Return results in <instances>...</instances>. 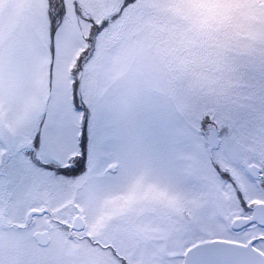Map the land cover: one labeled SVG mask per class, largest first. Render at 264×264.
I'll return each instance as SVG.
<instances>
[{
  "label": "snow or ice",
  "instance_id": "obj_1",
  "mask_svg": "<svg viewBox=\"0 0 264 264\" xmlns=\"http://www.w3.org/2000/svg\"><path fill=\"white\" fill-rule=\"evenodd\" d=\"M0 264H264V0H0Z\"/></svg>",
  "mask_w": 264,
  "mask_h": 264
}]
</instances>
